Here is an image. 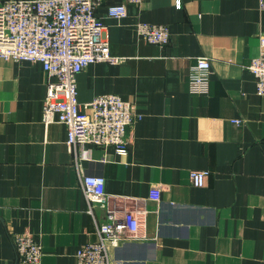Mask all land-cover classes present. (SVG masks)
<instances>
[{"label": "crops", "instance_id": "0c3cea01", "mask_svg": "<svg viewBox=\"0 0 264 264\" xmlns=\"http://www.w3.org/2000/svg\"><path fill=\"white\" fill-rule=\"evenodd\" d=\"M112 3L96 14L121 61L83 70L78 100L135 104L143 118L127 130V155L89 144L74 154L67 127L43 120L42 64L0 59V264H24L13 242L24 234L41 242L40 264H77L108 209L142 219V238L112 249L119 264H264V97L248 70L264 35L260 0H144L122 19L108 16ZM141 23L167 26L169 44L142 40ZM200 57L212 68L207 94L189 90ZM194 171L209 172L204 186ZM85 175L106 180L109 205L95 216Z\"/></svg>", "mask_w": 264, "mask_h": 264}, {"label": "built area", "instance_id": "2783aa9c", "mask_svg": "<svg viewBox=\"0 0 264 264\" xmlns=\"http://www.w3.org/2000/svg\"><path fill=\"white\" fill-rule=\"evenodd\" d=\"M104 1H112L107 14L110 18L127 16L128 4L144 0H10L0 2V59L13 62L40 63L48 76L43 120L47 125L64 124L67 143L75 154L77 147L93 145L114 149L118 154L129 152L127 130L142 120L134 103L113 94L95 97L92 101L78 100L77 77L88 66L99 62L119 63L112 56L110 39L102 18L96 10ZM264 9V0H260ZM179 5V0H178ZM138 32L142 40L165 46L171 40L164 25L141 23ZM248 70L257 84V94L264 97V35L260 36L259 55ZM209 59L200 57L190 68L188 83L191 93L207 94L211 79ZM237 124L241 121L235 120ZM208 171L192 172V184L204 186ZM106 180L102 176L85 175L82 190L88 203V213L95 216L98 206L108 207ZM159 202L161 188L150 192ZM142 219L135 210L122 213L108 209L107 219L96 224V240L83 245L76 253L77 264H119L112 249L142 238ZM14 247L24 264H40L43 258L41 242L30 234L15 235Z\"/></svg>", "mask_w": 264, "mask_h": 264}]
</instances>
